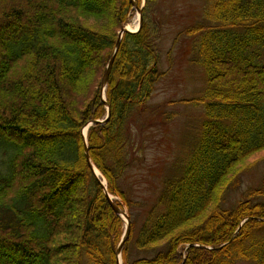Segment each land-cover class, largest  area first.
I'll return each mask as SVG.
<instances>
[{
  "label": "trees",
  "instance_id": "obj_1",
  "mask_svg": "<svg viewBox=\"0 0 264 264\" xmlns=\"http://www.w3.org/2000/svg\"><path fill=\"white\" fill-rule=\"evenodd\" d=\"M155 1L123 34L105 89L110 116L87 132L108 192L129 207L121 264H264V177L228 201L264 151V0H205L182 30L204 77L183 100L203 108L195 142L140 220L119 185L125 124L163 75L161 23L146 13ZM133 12L131 0H0V264H119L124 221L81 129L106 113L102 76Z\"/></svg>",
  "mask_w": 264,
  "mask_h": 264
},
{
  "label": "rangeland",
  "instance_id": "obj_2",
  "mask_svg": "<svg viewBox=\"0 0 264 264\" xmlns=\"http://www.w3.org/2000/svg\"><path fill=\"white\" fill-rule=\"evenodd\" d=\"M205 4V0H156L148 4L146 13L150 21L161 23L158 48L159 70L163 75L142 105L144 112L133 114V119L125 124L124 133L128 137L126 159L129 165L118 181L131 201V211L137 220L142 217L144 207L154 203L163 181L177 176L200 130L202 106L183 100L201 93L204 77L202 68L192 62V40L182 30L201 19ZM141 6H146L145 0H141ZM136 18L138 14L134 11L128 25H134ZM258 50L261 53L258 60L264 62V47ZM256 156L260 158L248 172L242 174L237 191L229 194L230 205L249 188L260 186L264 177V151ZM114 198L129 214V207L119 197Z\"/></svg>",
  "mask_w": 264,
  "mask_h": 264
},
{
  "label": "water",
  "instance_id": "obj_3",
  "mask_svg": "<svg viewBox=\"0 0 264 264\" xmlns=\"http://www.w3.org/2000/svg\"><path fill=\"white\" fill-rule=\"evenodd\" d=\"M131 2L133 4V7L136 9V11L139 14V26H138V29H139L140 26H141V23H142V8L137 6L135 0H131ZM125 32H134V31L129 30L126 27H122V29L119 31L118 38H117V40L115 42V46H114L113 52L111 54V57H110V59L108 61V64L106 66L105 72H104L103 77H102V83H101L102 84L101 85L102 86V89H101L102 93H101V96H103V88H104V86L107 83V79H108L109 73L111 71L116 52H117V50H118V48L120 46L122 35ZM102 99L105 101V98H102ZM109 114H110V111H109V108H108L107 115H106V117L104 119H102V120L96 119V120H92L91 122L92 123H97V122L104 123L108 119ZM83 139H84V154H85L86 161H87L90 169L94 172L96 178L99 180L98 175H97V173L95 171L97 169H96L95 165L93 164V162L91 161V158H90V155H89V152H88V148H87L86 138H85L84 135H83ZM99 182H100V184L102 185V187L104 189V193H105V195H106V197H107V199L109 201V204L111 205L113 211L115 213L119 214V215L123 214L124 212L122 211V209L111 199L110 194L107 192V188H106L105 184H103V182H101V180H99ZM126 217H127V215H126ZM127 221L128 222H127L125 231H124L123 236H122V238L120 240V243L118 244L117 249H116V252L118 253V255H120L121 250H122L123 245H124V242H125L126 238L128 237V234H129V218L128 217H127Z\"/></svg>",
  "mask_w": 264,
  "mask_h": 264
},
{
  "label": "bare ground",
  "instance_id": "obj_4",
  "mask_svg": "<svg viewBox=\"0 0 264 264\" xmlns=\"http://www.w3.org/2000/svg\"><path fill=\"white\" fill-rule=\"evenodd\" d=\"M137 20H138V18H136L134 25H127L126 27H127L128 29H130V30H135V29L137 28V25H138ZM85 131H86V130H84V133H85ZM96 172H97V174H99L98 171H96Z\"/></svg>",
  "mask_w": 264,
  "mask_h": 264
}]
</instances>
